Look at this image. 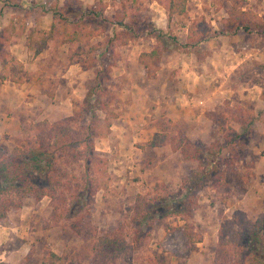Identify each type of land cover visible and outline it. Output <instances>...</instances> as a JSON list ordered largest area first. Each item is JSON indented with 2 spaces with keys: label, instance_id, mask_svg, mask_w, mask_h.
Listing matches in <instances>:
<instances>
[{
  "label": "rangeland",
  "instance_id": "374dc122",
  "mask_svg": "<svg viewBox=\"0 0 264 264\" xmlns=\"http://www.w3.org/2000/svg\"><path fill=\"white\" fill-rule=\"evenodd\" d=\"M263 1L188 0L187 15L170 21L166 9L156 0H138L135 5L132 0H0V36L13 18L16 33L6 43V48L11 57L22 64L10 69L6 79L0 64V147L27 149L37 134L36 124L55 123L72 116L94 86L98 68L103 70L105 85L110 90V109L117 114L110 134L95 141L97 150L108 156L113 181L109 188L98 191L89 205L83 206V212L89 211L92 215L88 233L77 235L68 220L57 224L49 221V197L40 201L27 198L21 209H12L7 221L0 223V262L10 264L2 261L5 258L13 260L14 264H50L45 252L49 248L59 255L64 254L66 264H97L93 249L98 237L120 232V226L133 214L137 196L153 197L158 193L157 184L164 187L163 191L175 193V199L167 196L163 200L177 209L182 204L178 198L186 192L183 186L187 185L197 199V208L186 220L176 215L159 217L152 237L135 251L132 263L128 259L118 264H156L148 261V258L153 260L154 253L168 258L166 264H172L173 260L180 262L198 248L197 244L188 243L186 232L206 235L205 245L214 251L212 256L215 257L224 217L232 218L237 213H244L252 221L262 217L264 13L260 11L264 8ZM56 3L71 19L83 12L90 14L92 10L102 9L101 18L88 17L98 34L80 44L64 43L57 36L40 55L34 56L26 46V35L33 25L29 7L41 9L37 10L41 26L48 29L52 22L50 7ZM236 7L250 11L252 20L256 16L254 33H216L201 45L199 53L205 54L201 61L196 52L186 53L170 40L163 41L164 53L153 78L147 76L139 56L155 47L156 39L143 33H138L135 40L127 44L118 39L123 31L116 23L118 17H125V21L132 24L131 16L136 13L137 19L133 20L136 32L141 27L153 26L173 32L175 37L185 41L188 27L201 20L210 24L215 32L231 28L232 25L226 27L225 22ZM86 53L94 56L95 66H88ZM130 88H143L151 95L143 99L138 108L142 110L145 123L135 127L138 135L134 138H141L135 146L143 148V157L132 151L135 149L132 143L125 142L130 138L121 142V138L116 137L121 128L118 124L125 122L126 112H129L121 105L123 89ZM173 110L178 114L174 115L177 121L173 120L174 116L168 120ZM100 114L104 116L105 111ZM158 122L156 129L160 132L153 131V125ZM242 124H250V127L243 131ZM229 128L242 134L236 144H228L233 136L230 137ZM156 134L167 135L166 145L176 153L168 152L169 156L164 148L158 152L147 146ZM144 138L151 139L145 141ZM182 138L202 147V164L186 161L182 151L174 149ZM181 143L184 145L185 141ZM146 147H149L147 151ZM217 148L222 150L221 155L215 153ZM48 221L52 225L46 229ZM125 227L131 226L126 224ZM147 227H143L144 231ZM130 238L126 235V240ZM10 243L13 246H9ZM197 263V260L192 262Z\"/></svg>",
  "mask_w": 264,
  "mask_h": 264
},
{
  "label": "trees",
  "instance_id": "16d2710c",
  "mask_svg": "<svg viewBox=\"0 0 264 264\" xmlns=\"http://www.w3.org/2000/svg\"><path fill=\"white\" fill-rule=\"evenodd\" d=\"M137 1L132 0V5L137 4ZM156 1L164 6L170 21L188 13V0ZM124 8L128 11L127 6L124 5ZM29 9L28 15L33 25L26 35V46L34 56L40 55L57 36H60L64 43L69 44H80L94 38L98 34L97 28L92 25L88 17H102L101 9L100 11L92 10L90 14L83 12L71 19L56 3L50 7L52 22L48 29H44L37 11L40 8L30 6ZM250 15V11L234 8L225 22L226 27L229 24L232 27L220 32H215L213 27L203 20L194 22L188 27L185 41L175 37L173 32H164L153 26L141 27L136 32L133 24V20L135 22L137 19L136 13L131 16L132 24L126 22L125 17H118L116 23L123 27L118 39H121L124 44L135 40L138 33L156 39L157 45L139 56V62L146 69L147 76L153 78L164 53L161 46L163 41L170 40L183 52H196L198 55H203L202 57L197 55L201 61L205 56L204 53H199L201 45L216 33L231 35L239 31L254 33L256 16L252 15L254 18L252 20ZM16 27L12 18L4 35L0 36V64L5 71L4 79L8 77L10 69H16L22 65L19 60L11 57L6 48V43L16 33ZM25 28L23 26L22 30L25 31ZM86 55L88 66H95L94 56L90 53ZM102 71L99 68L96 70L94 86L84 101L75 108L72 116L55 123L43 121L36 124L34 129L37 130V134L27 149L17 146L12 150H6L0 147V179L2 181L0 223L7 221L12 209H21L27 198L32 197L40 201L49 197L51 205L49 221L57 224L61 220H68L70 227L77 235L88 233L92 215L89 211L83 212V206L89 205V200L93 199L98 191L109 188L113 181L109 173L108 156L99 152L95 144L96 139L110 134L112 120L117 118V114L110 109L112 97L105 85ZM18 81H21L20 78ZM262 100L264 101V91ZM103 111H105L104 116L100 114ZM239 122L242 123V120ZM249 125L242 124L243 131L246 127H250ZM229 129L232 131L230 137L233 136L228 144H236V139L242 134L233 128ZM167 137L165 134H156L146 145L164 146L169 141ZM181 141H185V144L182 145ZM174 149H180L186 161L203 163L202 147L188 138H182L178 145H174ZM214 151L217 155H221L220 148ZM219 179L221 181V176ZM163 188L157 184L155 191L158 193L150 198L146 195H138L132 208L133 214L120 226L121 231H112L98 237L93 249L97 264H118L128 259L132 263L135 251L141 249L143 242L152 237L159 217L162 219L168 215H176L186 220V217L196 210L197 199L193 198L192 190L187 185L183 186L186 192L178 198L182 201L178 209L170 207L168 202L163 200L167 196L175 199L174 192L167 193L163 191ZM52 222H49L50 224L45 228L51 226ZM126 224L131 227H125ZM144 226H148L145 231ZM124 230L127 232L124 233ZM126 235L131 237L130 240H126ZM186 237L191 245L203 239L200 235L195 236L193 232H186ZM45 252L50 264H66L64 254L59 255L49 248H46ZM152 256L153 260L148 258V261L156 264L168 263V258L163 254L154 253ZM0 264L6 263L0 262ZM212 264H264V215L255 221L249 220L244 213H237L232 218L224 217L220 224L218 244Z\"/></svg>",
  "mask_w": 264,
  "mask_h": 264
},
{
  "label": "crops",
  "instance_id": "0c3cea01",
  "mask_svg": "<svg viewBox=\"0 0 264 264\" xmlns=\"http://www.w3.org/2000/svg\"><path fill=\"white\" fill-rule=\"evenodd\" d=\"M262 10L263 11H260V12L264 13V8H262ZM261 13H260V15H261ZM137 89H139V90H134V88H132V89L131 88L130 89H123L124 90V94H123L124 97H123V99L121 101V105H123V107L127 108V110L129 112H128V114L126 112L127 117L124 116V117H126L125 120H123L125 122L121 123V124L120 123L118 124L119 126L121 125V128L116 133V137L117 136L120 137L121 138V142H123L125 140V138H130V139H126L125 142L128 145H129V143H132L131 147L135 148V149H132V151L138 153L141 157H143V155L145 154L143 148H141V147L139 148V147L135 146L136 141H141V140H138V139H141V138H134V135L137 134V130H138V128H135V127L142 126L143 123H145L143 121L144 120V116L142 117V115H141L142 110L141 109L138 110V108L141 105L140 102H142L143 99H145V98H147V97H149L151 95H150V92L146 91L143 88H137ZM158 109H160V107H158ZM173 111H174L173 114H168V120H170V116H172V118H173L174 115L178 116L176 110H173ZM176 116H174V118H173L174 121L176 120L175 119ZM118 119L120 120V118H118ZM162 121L165 122V120H162ZM159 123L160 122H158V123L153 125L154 126L153 127V131L158 130V129H156V125L159 124ZM179 123H181V122H179ZM122 126H124V127H122ZM132 128H134V129H132ZM133 132H135V133L133 134ZM158 132H160V130H158ZM118 137H117V139L119 140ZM149 139H151V138H146V139L144 138L145 141H148ZM120 145H121L120 150L123 151L122 150L123 149L122 148L123 145L121 143H120ZM161 148H164L165 154H167V155H169L168 152H170V155L172 153L173 154L176 153L171 148H168L167 145H165L164 147L163 146H161V147H158V146L157 147H153V149L158 151V152L161 151L160 150ZM148 149H149V147L145 148L146 151ZM121 156L122 155H120V157ZM203 238H204L203 239L204 241H201V242L197 243V247L198 248L192 250L191 254L188 257H186L184 260H182L184 262H182V261L179 262L177 260H173V261H171L172 264H192L193 260H197L198 261L197 264H212L213 258H214V256H212V255H214V251H212L211 249H209L208 246L205 245L206 235L204 236V234H203ZM201 244L204 245V246L201 247ZM10 245L13 246V244H11V243L9 244V246ZM5 254L8 255L9 257H12V255L10 253L9 254L5 253ZM2 261H6V262H8L10 264H14L13 260H11V259L6 260L5 258H2Z\"/></svg>",
  "mask_w": 264,
  "mask_h": 264
}]
</instances>
